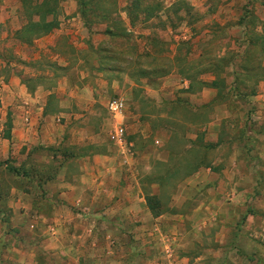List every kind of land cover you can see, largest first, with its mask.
I'll return each instance as SVG.
<instances>
[{
  "label": "crops",
  "instance_id": "0c3cea01",
  "mask_svg": "<svg viewBox=\"0 0 264 264\" xmlns=\"http://www.w3.org/2000/svg\"><path fill=\"white\" fill-rule=\"evenodd\" d=\"M148 1L138 0L140 9L122 13L138 43L132 53L136 78L129 75L128 63L120 69L124 76L112 75L106 35L91 42V72L82 58L0 62V171L20 181L8 186V207L38 212L32 223L60 221L55 209L91 210L93 245L115 243L102 234L113 229L126 242L133 238L128 228H134L135 256L142 261V250L157 249L147 264H264V135L256 134L255 145L246 148L245 141L226 133L225 122L240 111L229 106L227 86L209 83L207 61L203 68L200 60L191 72H181L176 54L164 65L153 59L162 51L152 41L140 45L150 31ZM167 1L168 6L175 2ZM60 2L64 15L57 21L80 20L79 0ZM158 13L156 20L167 19L162 13L155 17ZM61 22L60 29L65 28ZM240 24L238 19L235 27L246 35ZM164 29L172 46L180 45L181 37L189 39L168 25ZM200 41L199 48L207 44ZM117 49L125 52V62L132 59L128 46ZM113 51V56L119 53ZM187 51L189 62L193 52ZM240 71L228 72L231 81ZM115 91L134 115L124 124V147L107 137L117 120L110 116L109 126L105 105ZM32 162L44 168L33 174L26 170ZM72 194L76 199L70 200ZM151 196H166L155 214ZM45 202L51 217L44 214Z\"/></svg>",
  "mask_w": 264,
  "mask_h": 264
},
{
  "label": "rangeland",
  "instance_id": "374dc122",
  "mask_svg": "<svg viewBox=\"0 0 264 264\" xmlns=\"http://www.w3.org/2000/svg\"><path fill=\"white\" fill-rule=\"evenodd\" d=\"M60 3V0H0V62H54L55 59L59 61V57L79 62V58H82L91 72V42H100V36L106 35L103 43L108 45L107 52L111 53L109 57L115 70L112 75L117 78L124 76L120 69L128 63L129 75L136 78L137 68L132 53L138 43L136 35L127 32L122 13L127 9H140L138 0H79L80 20L65 17L63 22L57 21V17L64 15ZM148 5L151 20L147 26L150 33L145 35L144 41L139 42L140 45L152 41L153 46L162 51L161 55L153 58L160 64L165 65L167 60L172 62L170 56L176 54L182 64L181 72L187 69L191 72L200 60L203 68V62L207 61V70L215 77L213 80L208 74L206 78H209V83L213 81L214 85L227 86L226 95L231 97L229 106L240 111L235 119L225 122L226 133L245 141L246 148L254 146L258 140L254 136L264 135V0H175L170 6L167 0H149ZM155 13H158L155 17L160 18L165 14L167 19L156 20ZM250 16H254L255 22L250 21ZM238 19L246 29V35H242V31L239 33V27H235ZM138 21L134 17V25ZM59 22L65 28L60 29ZM165 25L178 30V36L186 35L189 39L185 42L181 37L177 39L180 45L172 46L167 32L163 31ZM204 39L207 44L199 48L200 40L203 44ZM233 41L236 42L235 46ZM119 45L130 48L127 51L132 58L129 62L123 58L125 52L121 55L120 48L117 49ZM188 49L193 52V60L189 62L184 58ZM199 49L201 59L197 57ZM113 50L119 53L113 56ZM104 63L109 66V62ZM234 68L241 71L231 81L228 72ZM163 70L164 67L161 68ZM128 81L126 78L125 83ZM119 96L118 92H112L106 102L109 126L113 121L108 103L118 100ZM208 106L212 107L213 104ZM174 107L172 109L178 115L179 111H175ZM124 108L123 122L130 124L133 112L126 102ZM249 129L254 132L248 134ZM54 165L47 164L46 168L53 170ZM43 168L44 164L32 162L26 170L37 174ZM19 182L10 174L0 171V258L7 256L2 264H147L157 254L156 248L147 245L150 248L142 250V261L135 256L134 228H128V235L133 238L126 242L121 240L117 229L110 232L101 229L102 234L110 235L115 243L108 245L101 241L93 245L91 210L82 212L73 208L69 213L55 209V216L60 217V221L32 223L31 218L34 215L37 218L38 212L33 209L26 211L23 207L14 211L8 207V186L19 185ZM76 197L72 194L70 200ZM165 199L166 196L149 197L153 214L164 206L162 203ZM42 205L44 214L51 217V206L48 202ZM83 217L88 218L89 222H84ZM107 247L110 253H107Z\"/></svg>",
  "mask_w": 264,
  "mask_h": 264
},
{
  "label": "built area",
  "instance_id": "2783aa9c",
  "mask_svg": "<svg viewBox=\"0 0 264 264\" xmlns=\"http://www.w3.org/2000/svg\"><path fill=\"white\" fill-rule=\"evenodd\" d=\"M110 115L117 120L113 129L108 133V140L119 146L125 145V130L123 117L125 113L124 103L120 100H112L108 103Z\"/></svg>",
  "mask_w": 264,
  "mask_h": 264
}]
</instances>
